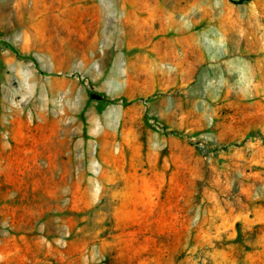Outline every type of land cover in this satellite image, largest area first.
<instances>
[{"label": "rangeland", "instance_id": "obj_1", "mask_svg": "<svg viewBox=\"0 0 264 264\" xmlns=\"http://www.w3.org/2000/svg\"><path fill=\"white\" fill-rule=\"evenodd\" d=\"M0 0V264H264V0Z\"/></svg>", "mask_w": 264, "mask_h": 264}, {"label": "trees", "instance_id": "obj_2", "mask_svg": "<svg viewBox=\"0 0 264 264\" xmlns=\"http://www.w3.org/2000/svg\"><path fill=\"white\" fill-rule=\"evenodd\" d=\"M244 2V0H240L238 2H235V1H231V3L235 4V5H239V4H242Z\"/></svg>", "mask_w": 264, "mask_h": 264}]
</instances>
